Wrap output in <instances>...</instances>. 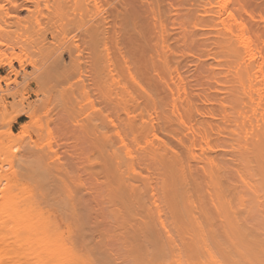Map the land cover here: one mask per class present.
Listing matches in <instances>:
<instances>
[{"label": "bare ground", "instance_id": "1", "mask_svg": "<svg viewBox=\"0 0 264 264\" xmlns=\"http://www.w3.org/2000/svg\"><path fill=\"white\" fill-rule=\"evenodd\" d=\"M117 1L127 9L122 0H51L52 8L44 6L52 25L66 14V38L72 33L66 90L87 87L75 41L84 35L90 41L91 85L108 105L94 118L101 206L80 191L57 200L49 182L62 168L48 157L34 158L20 178L43 187L32 191L22 184L16 196L0 191V264H264V15L253 28L241 18L242 7L218 0L207 27L216 52H224L227 78L212 76L215 97L207 90L197 94L203 106L189 99L191 86L167 55L161 18L154 32L158 63L151 55L152 67L144 65L166 96L153 91L152 72L137 73L121 43L129 36L126 42L139 50L143 33L134 13ZM9 3L26 8L22 0Z\"/></svg>", "mask_w": 264, "mask_h": 264}, {"label": "rangeland", "instance_id": "2", "mask_svg": "<svg viewBox=\"0 0 264 264\" xmlns=\"http://www.w3.org/2000/svg\"><path fill=\"white\" fill-rule=\"evenodd\" d=\"M9 1L11 0H0V191L7 188L13 196H16L19 195L22 184L30 186L32 191H36L37 187H43L45 182L38 183L32 178L23 176L20 178V176L24 169L34 163L36 157L44 156L48 157L49 161L53 162L54 166L56 165L55 167L62 168L61 171L64 172L51 179V182L48 181L51 184L49 188L52 187L55 196L59 197L56 198L57 200L65 201L70 195L74 196L80 191L84 198L92 200L94 205L98 204L96 206L98 208L101 205L97 193L98 188L100 191L101 184L97 182L95 174L98 161L95 138L99 128H94V122L97 123L94 118L97 110H106L108 105H104L106 101L104 97L103 100L101 99L102 95L99 97L101 93L99 94L97 87L91 85L93 78L91 58L88 57L90 56L88 50L91 49L89 38L84 35L86 40L81 41L82 37L76 38L77 41H75L79 49L81 48V58L84 62L82 67L85 73L82 80L87 87L74 92L66 90V64L69 61V51H66L68 41L66 40H70L72 34L66 38V32H70L66 29V14L60 15L65 22L60 18L57 19L58 16H56L57 25H52L48 22L49 18H52V15H49L51 12L47 13L44 7L46 5L52 8L51 0H25L26 2L22 0L26 6L24 9L12 8ZM15 1L20 2L21 0ZM122 1L129 4V7L127 6L126 9L123 6L122 8L118 1L117 7L134 13L135 22L143 33L138 39L143 44V48L138 47L139 50L126 42L129 36H126V39L122 40L124 42L121 43L126 56L133 61V65L135 64L137 73L141 75L142 72L139 69H144L146 65L149 67L151 55L155 58V61L152 60L155 66L158 63L157 55L160 52L155 49L156 35L154 34L156 33L154 32L156 28L158 29L157 21L161 18L160 22L163 20L162 23L166 27V43L169 45L168 50L165 48V51L167 50L169 56L170 53L172 54L174 66L175 63L178 64L177 67L181 75L183 74L187 86H191L189 87L191 91H188L190 96H187L189 99L192 98L194 103L198 99L196 103L200 105L203 104L198 96L203 93L214 95L215 78H212L214 76L222 78L224 76V80L227 78V73H224L226 67L223 62L221 63L224 52H216V37L207 27L213 11L221 4H226L231 8L242 7V10L248 13L238 8L241 11V18L253 28L261 24L259 16L264 15V0H221V4L218 0ZM236 1L240 6H236L238 5ZM53 20L51 19V23L55 21ZM58 21L64 23L65 29L62 23L58 24ZM45 22L49 23L48 27ZM50 25L64 30L59 32L54 28L51 31L53 27L50 28ZM80 36H83V33ZM3 62H7L9 66L2 65ZM148 62L149 64H146ZM210 66L215 68V74H211L208 69ZM148 67L145 69L152 72L150 78L148 77L150 73L146 70L144 72L149 74L142 76L150 79L148 81L154 87L153 91L164 96L162 83ZM143 80L142 77V82H145ZM146 85L148 84L145 83L144 86ZM149 87L146 86V88ZM206 90L209 92L207 93ZM212 96L210 95L211 98ZM18 118L20 122L15 123ZM24 126L26 132H23ZM75 230H77L76 226L71 225V235H75Z\"/></svg>", "mask_w": 264, "mask_h": 264}, {"label": "crops", "instance_id": "3", "mask_svg": "<svg viewBox=\"0 0 264 264\" xmlns=\"http://www.w3.org/2000/svg\"><path fill=\"white\" fill-rule=\"evenodd\" d=\"M20 121H19V118L15 121V123H19Z\"/></svg>", "mask_w": 264, "mask_h": 264}]
</instances>
